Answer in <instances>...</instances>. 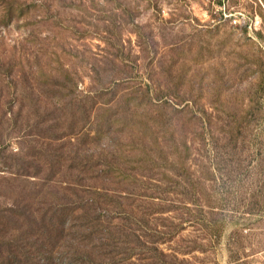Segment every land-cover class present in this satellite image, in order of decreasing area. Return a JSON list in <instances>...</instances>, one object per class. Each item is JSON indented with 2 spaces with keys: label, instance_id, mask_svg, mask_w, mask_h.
Segmentation results:
<instances>
[{
  "label": "rangeland",
  "instance_id": "1",
  "mask_svg": "<svg viewBox=\"0 0 264 264\" xmlns=\"http://www.w3.org/2000/svg\"><path fill=\"white\" fill-rule=\"evenodd\" d=\"M184 141L188 175L164 162ZM0 158L12 165L0 173V207L35 212L28 244L43 213L69 218L63 235L48 231L52 253L28 264H130L113 241L150 240L155 223L194 239L198 207L182 200L196 203L198 166L210 159L207 187L230 193L228 223L192 262L232 264L227 244L245 204L264 212V0H0ZM36 193L32 211L23 197ZM153 195L173 211L155 214ZM8 220L0 240L22 241L29 222ZM261 220L239 264H264ZM82 231L87 245L72 258L62 246L79 250ZM132 252L159 264L147 244Z\"/></svg>",
  "mask_w": 264,
  "mask_h": 264
},
{
  "label": "trees",
  "instance_id": "2",
  "mask_svg": "<svg viewBox=\"0 0 264 264\" xmlns=\"http://www.w3.org/2000/svg\"><path fill=\"white\" fill-rule=\"evenodd\" d=\"M243 126L240 125L238 127V130H242ZM179 152V151H178ZM192 147L184 141L182 143V150L177 154L176 161H171L167 155L164 156V162L168 164L171 167H175L176 170H179L180 172H184L186 175L189 173V167L188 163L191 161L192 156ZM17 164H14V167ZM19 167H23L18 165ZM8 167H12L8 163L7 160L0 158V173H5L8 169ZM24 169V167H23ZM174 169V168H172ZM15 173V172H14ZM198 173H199V182L197 183L198 188L194 190V196L196 197V203H194V200L189 194L184 200H182V203L185 207H187V210L190 211V204H196L198 207V216L199 219L197 225H195V231L198 233V235L195 236L194 239H181V238H175V234L170 235V232L174 230V228L178 227V233H182L185 231V227L182 225H176L174 222H171V225H163V224H154L151 228L149 223L147 224L151 228L152 234L150 235V240H141L140 236L134 235L135 237L132 240H129L128 237L125 239H116L113 244L115 250L116 248H121L122 254L125 256V258L128 259L130 264H138L137 262L142 263V259L138 260V256L133 254L132 251H134L135 248L140 246V243H142L144 246L147 244V249H152L158 252V257L153 256L152 258L157 259L159 264H196V262H192L193 260L199 259L197 256H194L195 252H201L203 254L207 253V246L211 245L213 243L219 242L221 240L224 229L226 227V224L228 223L226 221V218L223 216L222 212L229 207L228 205H231L230 199V193L229 192H220L215 193L212 189L208 188V184L214 183L215 181V170L211 166V160L208 159V161H203L200 166H198ZM17 175V173H16ZM26 178L36 177L38 174L36 172H30L29 170H25L24 174ZM21 178V177H20ZM7 181L5 177H0V190L4 188L3 181ZM226 180L224 181V184H226ZM3 184V185H2ZM38 193V192H37ZM30 194L23 197V201L25 203V206L32 209L33 206L36 203L38 194ZM108 197V196H107ZM152 203L155 206L161 207L158 208V210L155 212V214L164 215L165 213L172 212L173 208L172 206H169L167 203L169 201V198H161L156 195L151 196ZM26 199V200H25ZM28 200V201H27ZM246 203V202H245ZM235 205H239L240 203L238 200L234 202ZM258 205V204H257ZM256 206V203L253 205L245 204V211H242V214L244 215V222L240 224V228L238 227L233 233L231 234L228 242V251H229V258L231 260L232 264H239L243 261V247L245 240L247 238L246 234L250 230H252L250 225L257 226L259 223H262L261 220L264 218L263 210L258 208H253ZM235 207V208H234ZM1 208V207H0ZM22 208L20 205L16 204V202L11 206V208H5L0 211V219H9L8 221H13L14 223L18 224V222H29L28 227L29 229L23 230L22 237L24 238L22 241L15 238V234H11L8 238H2L0 240V264H28L30 261V258L32 255H35V257L39 258V253L42 251V248H45L47 254L52 253L51 246L53 248H56L57 240L54 242L53 238L48 235V231H56L57 233H60L63 235L64 229L62 230L61 227H63L67 222L69 218H66V216H62L61 219H57L55 217L56 213L51 214V218L48 222V214L43 213L41 217L42 226L39 229V234L36 236L34 233L35 240L32 242V244H28L32 239H30L29 236L31 232V223L35 222V218L30 219L31 217H34L35 212L32 213L29 212L27 209L21 210ZM234 211L239 212V209L236 208V206H233ZM154 214V215H155ZM250 215L254 217L256 222L253 219H247L245 215ZM182 216L184 214H181ZM67 221H66V220ZM171 219V218H169ZM177 219V218H176ZM157 220V218H156ZM48 222V223H47ZM162 222V221H161ZM184 221L182 220V223ZM257 224V225H256ZM1 227H3L0 224ZM248 226V227H247ZM162 227V230H158L157 228ZM167 227L169 229H167ZM18 230L19 228H15V230ZM256 229V228H254ZM55 232V233H56ZM88 237L87 232L82 231L80 232V242L79 244V250L74 246L72 242H69V245L67 242H64V250L71 253V255L74 257H77L82 254L84 251V248L87 244ZM60 241V239H58ZM24 243V244H23ZM138 243L139 245H137ZM108 244H105L104 242H101L100 245L97 247L100 249H104ZM163 245H167L166 248L162 247ZM25 259V260H22ZM50 257L48 258V260ZM44 263H47L46 260L42 259ZM41 260V261H42ZM203 260V259H200ZM40 264V261L37 262ZM200 264H203V262H200Z\"/></svg>",
  "mask_w": 264,
  "mask_h": 264
},
{
  "label": "built area",
  "instance_id": "3",
  "mask_svg": "<svg viewBox=\"0 0 264 264\" xmlns=\"http://www.w3.org/2000/svg\"><path fill=\"white\" fill-rule=\"evenodd\" d=\"M233 22L236 24L237 23V20H234Z\"/></svg>",
  "mask_w": 264,
  "mask_h": 264
}]
</instances>
